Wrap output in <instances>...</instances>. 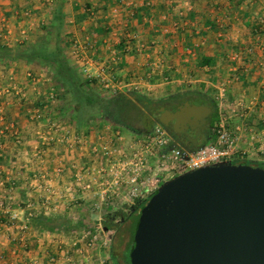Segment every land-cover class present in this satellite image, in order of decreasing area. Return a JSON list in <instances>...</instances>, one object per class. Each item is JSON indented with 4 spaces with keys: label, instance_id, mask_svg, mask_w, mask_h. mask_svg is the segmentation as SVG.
<instances>
[{
    "label": "rangeland",
    "instance_id": "1",
    "mask_svg": "<svg viewBox=\"0 0 264 264\" xmlns=\"http://www.w3.org/2000/svg\"><path fill=\"white\" fill-rule=\"evenodd\" d=\"M181 1L182 0H172L173 5L172 4L169 5L170 18L168 21H164V20H161L160 18H157V19H153L152 22L148 21L140 25L141 22H139V20L132 21L126 18V19H123L117 22L116 24H114V26L112 25L111 29H108L109 31L113 29L114 30L113 32L116 33V35L114 36H112L113 34H111V37H112L111 39H116L117 37H122L126 39V37L124 36L125 33L128 32L131 34V38H129V40L127 39L129 43L126 42L129 45L128 46L129 48L123 51V53L125 54L127 53L136 54L137 55L136 57H138V55L142 53L138 50L136 51L135 48L133 50L132 47L134 44H133V41H130L131 39L137 41L138 37L134 38V35L137 33L140 27L142 30L150 31V33L152 32L154 34V39H157L156 40L157 44L162 45L163 49L160 52H158V55L156 56L155 59L150 60V61L156 60L155 64H152L149 68H146L141 65L142 66L141 69L136 68L132 70L129 73V76H128L129 79H126L125 77L124 83L119 88H117L115 92L107 88H102V91L105 94L107 93L109 95L124 94V95H127L130 99H134V96H132L131 93H133L134 91H137V93L144 95V97L147 99L158 100L160 98H163L169 95H171L170 97L173 98L176 96L173 94H178V93H183V92L187 93V91L201 89V88L204 89V81L208 80L207 82L208 84L207 86H205V89L207 88L210 97L215 99L218 102V106L220 110V117H221V114L227 115L228 117L230 116V113H231V108H230L231 106H229L231 105L230 102L234 100L233 95H232L233 91L231 92V90H233V88L236 89L238 86L235 85L232 87L233 82L231 81L225 82V86L227 87V90L229 91L228 92L229 95H228L227 101L221 104V102L217 99V93H216V90H217L216 85L218 86L216 77L221 76V73H219L220 75L215 74V73L207 75L206 73H204V69L200 70L198 66L196 65L197 53L204 46L203 45L204 35H202L201 32L199 34L194 35L192 42H191L193 46L187 47V43L189 41L187 37H188V33H190L189 31L191 30V28L187 26L185 23L183 24L184 20L179 21L174 18L175 13L179 12L180 9H182L181 7H178V5L182 6ZM73 10H76V9H73ZM147 18L150 19L149 17ZM70 19L67 18L66 27L67 29L71 30V33L73 35L75 32L77 36L76 35L73 36L72 34H69L68 32V35H71L73 37L68 38V43L66 46L65 53L67 54V56L71 58V60L73 59V62L76 61L78 63L79 61L75 59L73 50L71 49L72 48L71 43L76 38L80 39V36L82 37V34H81L82 32L80 31L78 26L77 28H74L76 23H78V18H76L75 21L70 20ZM25 20H26L25 18L20 17L18 21L19 22L21 21V27L17 26L18 21H16L14 30L12 29V27L10 28L11 36L9 37V42H8L9 44H6L10 48L16 45V42H15L16 38H20L21 35H23L21 33H22V29H25V25H24ZM175 20L177 22L179 21L178 23L183 24L182 26H179L181 28L180 31L176 30V27H177L176 24L173 26V30L175 31L171 30L172 27L170 28V26L173 25V22H175ZM11 24H14V23H10V25ZM183 27H185L186 29H182ZM1 31L2 30H0V33ZM197 31L203 32V30L200 29L199 27H196L195 32ZM108 35L109 34H107L106 36ZM1 38L3 39V37ZM147 39L149 40V38ZM146 47L148 49H151L148 46H144L143 48L145 49ZM187 48L191 49V51L187 50ZM147 52L148 51H146L145 53ZM104 54L105 53H102V51L100 50L99 54L96 53L94 56L100 57L102 58V60H106L105 58H103ZM16 65L17 64H14L15 71H11L13 67H8L7 64L5 65L3 63V66H2L3 68H0L1 69L0 70V73H1L0 74L1 76L0 91L6 88L8 89L13 88V91L16 92V90L20 89L24 93L26 92L27 95H30L29 97H32L31 99H33V101L32 102L22 101V99L20 98L21 97L20 95L22 92L19 93V95H16L15 92H11L10 94L6 93V94L0 95L2 97H5L6 102L4 106L7 107V109H11V110H8L10 115H11L12 109L14 110V108H18V107L21 109L22 107L27 106L28 111L39 107L41 111H43L45 116H48L49 107L44 105V103L46 104L48 102L44 100L45 102H43V105H38V106L36 105L37 100L40 99L39 98L40 96L37 95V93L36 95L39 97L34 95V93L31 94L30 91L32 90L30 88V85H28V83L31 81H30V77L27 74V71L25 70V68H23V74H22L23 76L20 77V75H17L20 69L16 68L18 67V65L17 66ZM112 65L114 64L112 63ZM152 66H154V68H152ZM111 67L112 66H110V70L112 72L114 70H112ZM10 71L14 72L13 75L10 74ZM39 75L41 76V82L38 83L36 81L35 84L31 83V85L36 86L39 84L41 87L39 88V90L46 93L47 89L50 87V84L52 85L53 83L52 79L50 78V76L46 74L43 75L42 72ZM42 75H43V78L46 79L47 77L48 79L47 80L43 79L42 81ZM133 76H136V77H133ZM121 77L122 76H120V78H117V79L120 80ZM205 77L207 78L205 79ZM133 80L135 81V83H132ZM238 92L239 91H236L237 94ZM45 95H43L42 97L46 99ZM179 96H181V98L184 97L182 95H179ZM201 100L202 99L198 97L192 96L191 98V101L194 103H202ZM136 103L142 109V112L139 114H135V116H133L132 111L128 112L129 114L128 117H131V118H128L129 122H130V119L136 118V119L143 120V118L147 116L145 111L148 110V106L146 107L138 101H136ZM133 112L138 113L140 112V110H138L135 107L133 109ZM256 117H258L256 119H260V116H256ZM27 119L29 122H31L30 124L33 127L30 128L29 134H24V132H22L21 142L16 143L17 147L15 150V154L13 155V157L10 156L12 157V159L9 161L10 164L14 165V167L12 168L14 169V173L12 172L10 175H7V177H5L8 179L7 181H13L12 188L10 189L9 185L6 184L5 187H2V189H0V200H3L5 202L6 207L10 208L11 210H17V212L19 213L17 221L12 223L9 217V213L2 210L3 211L2 213L5 214L4 222L2 224L5 227H7V229L5 231H2L0 229L2 231L1 232L2 234L0 236V245L2 247L0 250H3V248L6 249L5 247L7 243L5 244V242H3L4 240L3 233H5L6 237L7 236L10 237L8 241L12 242L11 245L13 246V248H10V251H14L12 256L11 257L9 256L8 260L6 261L7 264H31L32 259L36 260L38 262L37 264H42V255L40 256L41 258H38V259L33 257L35 255L34 246L36 245V243L39 242L37 240L38 238L42 239V233L39 232L37 229H35L31 225V217L34 213L44 211L42 210L44 209V203H45V206L47 207V210H46L47 214H59V215L66 214L73 219L74 223L77 222L78 220L82 221V226L77 227L70 232H58L60 234L59 238L63 240L64 246H65L63 247V250H62L63 255H64V250H65L67 251L65 255L67 256L69 255L71 259H74V261H76L77 259H79L80 261V259H82L80 261L81 264H101L100 261L104 257H106L108 261L110 260V253H111V250L113 249V251L115 252L117 256L119 263L124 264V260H123L124 245L120 244V240L123 234L125 237V241L129 240L130 232L128 231L129 230L128 228L133 227L139 210L138 212L136 210H133L135 212L132 214L131 205L133 203H136V201L132 199L130 200L122 199L120 201L119 200L113 201L112 199H111L112 201L107 200V205H108L107 210L100 211V210L93 209L96 204L97 205L99 204L98 195L96 194L98 187L96 185L95 180L99 178V175H101L100 173V166H102L101 163L105 162L106 160V157L103 155L102 152H100V150L94 151V146H96L99 149L100 146L103 145L104 142L107 141L108 136L106 135V131L101 130L103 125L105 124L110 125V126H114V125L117 126L119 130L121 131V133H123V136H124L123 141L126 140V144H128L129 142L127 141V136H126L127 134L129 135H133V134L143 135V134L137 133L136 131L130 129L127 126L117 124L115 123V121L105 122L100 125H98L97 122H94L95 125L90 126L88 130H85L86 131L85 134L87 136L86 144L88 146L84 148L86 155L84 157V160H81V164H80L81 166H83V169L80 171V174L84 173V175H82L83 178L80 179V182L87 183L90 185V187L87 188V190L80 188V192L79 193L77 192L78 195H73L69 193V195H67L68 198L64 200V202L66 201V203H68V206H65V208L62 209L60 207L62 206V203L64 202H61V203L59 202L58 204H60V206H58L57 202L61 198L60 194L58 193V189L61 190L60 186H62L63 182L61 181V179H57L59 180L57 181L56 177H53L52 180L50 181V177H48V173H52L54 171V168L53 170L50 169V164H47V169L45 171L47 172V175L44 171L42 172V169H43L42 160L45 159V156H48V159H49L48 161H50V159L52 160L51 154L54 153V149H58L57 141L55 140V133L48 136L49 138H47L45 144H43L42 136L40 137L41 134H39L38 131L42 133L43 128L44 130H46V125H47L46 122H45V125L42 124V118L39 123H34V122L32 123V120H30L29 117H27ZM68 120H69V117H67V121ZM7 121L9 122L10 120H6V122ZM57 123H58V120H57ZM71 124L72 125H70V127H72V130L75 129V127H77V130L80 131V128H79L80 125L74 122ZM259 129L261 128L259 127ZM261 130H259L260 133H261ZM24 140L26 142L28 141V143L23 142ZM132 140H136V138ZM1 142L3 141L0 140V143ZM25 143L27 147L25 146ZM28 145H31V146H28ZM3 146L4 145H2V147ZM122 146L124 147V144ZM2 149H1V153H2ZM249 158L255 159V161H258L257 158H259V155L250 154ZM172 172L174 173L176 171H171V173ZM68 173L66 172V176L69 175ZM43 174H45V177L42 176ZM1 178L2 177H0V179ZM63 179L65 178L63 177ZM65 181L68 186L69 184H71L72 181H74V179L72 180V178H68V179H65ZM149 181L150 179L148 180V182ZM48 183L52 184V188L54 189L53 191L48 192L47 190ZM53 183L55 184V186L53 185ZM46 193H48L49 195H46ZM57 194L59 195L55 196ZM42 201H44L43 204H42ZM50 201L51 203H49ZM8 208H5V209H8ZM53 209L57 211H54ZM60 209L62 211H60ZM115 211L117 214L113 215ZM105 215H108V216L110 215L116 218L114 220V223L118 226V228H121V230L118 232H116L113 229L108 230L107 226H105L104 221H103L106 218ZM123 217L125 218V220L121 221ZM22 225H27L25 233H22V232L20 233V227ZM99 225H101V228H99ZM84 231H91L92 233L101 234L102 236L100 243L97 244L94 248L90 249L89 255L92 256V258H91V261H88V262L85 261L86 258H83V256L80 255L76 251V246L75 245L73 246L72 244L73 239H74L75 241L78 242L77 248H85L84 246L86 245V240L81 239V235L82 233H84ZM18 236L20 237L26 236V241H25L26 243L20 244L17 240H15V238ZM40 241L42 242V240ZM103 241H106V244H104ZM40 244H41L40 246H42V243ZM41 250H42V247H41ZM57 250H58V247H57ZM52 251H56V247L53 246Z\"/></svg>",
    "mask_w": 264,
    "mask_h": 264
},
{
    "label": "crops",
    "instance_id": "2",
    "mask_svg": "<svg viewBox=\"0 0 264 264\" xmlns=\"http://www.w3.org/2000/svg\"><path fill=\"white\" fill-rule=\"evenodd\" d=\"M57 1L58 0H0V30H2L0 33V39H2L1 37H3V35L5 34L4 32L9 30L11 27L14 30L16 24L15 22L18 21L20 17L26 19L24 21L25 23H23L25 25L26 30L30 29L29 32L31 31V34L29 37L31 39L36 33V31L43 26L42 25L40 27H37V25L41 23V19L48 20L52 17L54 4ZM146 1L147 0H122V2L119 0H67L66 18H71L70 20L75 21L76 18H79V15L81 13L86 12L85 19H78V23H76V25L74 26V28H77L78 26V28L82 32V35H85L84 33L88 32V29H92L98 19L106 20L107 26L108 24L110 25L109 29H111L112 25L114 26V24H116L120 20L126 18L132 21L139 20V22H141L140 25L148 21L152 22L153 19L157 18H160L164 21L169 20V5L172 4V0H152L153 6L150 8L146 7ZM239 1L240 2L236 3V0H182V6L178 5V7H181L182 9H180L179 12L175 13L176 16L174 15V18H178L177 20L179 21L184 20L183 23L188 24L189 26L193 25L194 27H199L204 31V50L209 47H212V45L214 47L216 45L212 43L214 42V40L217 42V47H215L216 51H218L217 64L216 70L213 72L215 74L221 73V76L216 77L218 83V86L216 85L217 96L219 94V88L221 87V85L224 84L225 86V82L231 81L233 82L232 87L235 85L238 86L236 89L233 88V90H231V92L233 91L232 95L234 98V100L230 102L232 104L230 107L231 109L235 107V103H237L238 100H242L245 103L253 101V106L255 107V110L251 112V114H246V116L240 117V115H234L231 112L230 118L232 117L233 120L231 119L230 122L232 126L231 129H233V131L239 137V147L242 149H248L250 154L259 155V158H257V160L261 161L264 160V0ZM160 5H163L164 8H161ZM85 6L91 8L92 12L88 13L85 10ZM133 8L137 9L136 11H134V13L132 10ZM114 9L118 10L117 15H114ZM27 12H29V15L27 14ZM190 12L196 13V17L194 20H192V18L190 17ZM147 17H149L150 19H148ZM33 20L37 21L36 26L32 25V23H34ZM207 20H210V22H206ZM176 22L177 21L175 20V22H173V25L170 26V28L172 27V31H175L173 30V26L176 24ZM10 23L14 24H11V26ZM179 25L182 26L183 24L179 23ZM17 26L21 27V21H18ZM68 30L69 34H72L71 30ZM113 31V29L110 31L108 30V36H102L97 33L96 36L99 38V41H102L100 50L105 53L103 56V58L106 59L105 61H107L110 66H112L111 68L114 70L113 74L115 76V79L120 78V76H122L121 79H117V81L124 83L125 77L126 79H129L128 76L132 70L136 68L141 69L142 66L149 68L152 64H155L156 60H150L156 58L158 52L163 49V46L157 44V39H154V34L152 32L150 33V31L142 30L140 27L137 33H134V38H138L137 41L131 40L134 44L132 48L133 50L135 48L136 51L138 50L142 52L140 55H138V57H136V54H122L119 50L115 49V46L118 44V41L115 39H111V34H113L112 36L115 35ZM94 33L91 32L93 36H95ZM199 33L200 31H197L195 32V35ZM75 35L76 33L74 32L73 36ZM73 36L68 35V38H71ZM147 38H149V40ZM144 46H148L151 49H148L147 47L144 49ZM187 50L191 51V49L188 48ZM113 51L117 53L116 57L113 55ZM146 51L148 52L145 53ZM97 53L99 54L98 49ZM112 63L114 65H112ZM14 64L13 62L7 64L8 67H13L11 71H15ZM17 65L18 67L16 68L20 69L17 75H20V77L23 76V68H25L26 71L32 70L33 72H35L36 75L40 74L41 72L44 75V72L40 70V68H38V65L31 64L28 69L25 65L22 66L19 63ZM2 66L3 63H0V68H3ZM152 68H154V66H152ZM11 71L10 74L13 75L14 72ZM204 73H206L207 75L212 74L208 66L204 67ZM206 78L207 77H205V79ZM207 82L208 80L204 81V93L206 92L207 94V96L205 95L207 99L204 100H208V96L210 97L207 88L205 89V86H207L208 84ZM132 83H135V81L133 80ZM28 85H30V88L32 90L30 91L31 94H33L34 86L31 85V82H29ZM37 88H41L39 84L37 85ZM236 91H239L238 94L236 93ZM228 92L229 91L227 90V99L229 95ZM0 100L4 101L5 97L0 96ZM8 110L11 109H7V107L4 106V114L0 115V127L4 121L13 120L16 123L18 129L20 130L21 134L22 132H24V134H29L30 128H32L33 126H31V122H29L27 119L29 115L27 111V106H24L21 109L19 107L14 108V110L12 109L11 115ZM239 111H243V109H239ZM49 116L50 115L48 114V117ZM256 116H260V119H256L258 118ZM45 122L46 121L44 119L42 124L45 125ZM64 122H66V124L68 123L69 125L71 124L67 120ZM237 125H241L239 130L236 129ZM252 127L256 131V135L254 137L255 139L251 142L252 132L250 128ZM259 127L262 130L259 129ZM75 129H77V127H75ZM258 129L261 130V133ZM42 130H44V128ZM126 136L127 141H131L134 138L144 136V134H127ZM23 142L26 141L24 140ZM26 143H28V141ZM0 144L4 145L2 149V159H0V177L5 178L12 172L14 173V169H12L14 165L10 164L9 161L15 154L17 145L12 138H7L5 141L3 140V142H1ZM174 145L179 146L175 143L174 140H171V143L168 147L165 148V150H167V148L169 149L171 147H174ZM57 147L58 149H54L55 154H51L52 160L50 159V161H48V156H45V159L42 160V172L46 171L47 164H50V169L53 170V168H55V166L59 164H64L66 166L72 165L74 162H77L79 165L81 160H84V158L82 159V157L79 156L75 151L68 150L64 143H57ZM251 151L254 153H252ZM248 159L250 158L248 157ZM154 160L155 159L152 158L150 160V163H153ZM180 173L181 172H170L164 176L161 182L173 178L174 176L179 175ZM63 177L65 179L71 178V174L67 176L64 175L60 178L56 177V180L61 179V181L66 184V181L65 179H63ZM53 185L55 186L54 183ZM77 191L78 193L80 192L79 190ZM78 193H74V195H78ZM46 195L49 194L46 193ZM58 195L59 194L55 196ZM67 195H69V193L67 192L61 195V198L58 200L57 204L59 202H64V200L68 198ZM43 203L44 201H42V204ZM49 203H51V201ZM58 206H60V204H58ZM65 206H68V203H66V201L62 203V206L60 208L64 209ZM44 207H46L45 203ZM53 210L57 211L55 209ZM60 211L62 210L60 209ZM2 212L3 211L0 209V229L2 231H5L7 227L2 224L4 222L5 214H3ZM1 230L0 236L2 234ZM3 237V242L7 244L5 247L6 249L3 248L4 251L0 250V264H7L6 261L8 260L9 256H12L14 251H10V248H13V246L11 245L12 242L8 241L10 237H6L5 233H3ZM37 240L39 242L36 243V245L34 246L35 255L33 257L38 259L41 258L40 256L42 255V264H50L47 260V256L45 255V248L47 247L48 240L50 239L42 235V239L38 238ZM40 240H42V242ZM40 243H42V246H40ZM1 247L2 246L0 245V249Z\"/></svg>",
    "mask_w": 264,
    "mask_h": 264
},
{
    "label": "built area",
    "instance_id": "3",
    "mask_svg": "<svg viewBox=\"0 0 264 264\" xmlns=\"http://www.w3.org/2000/svg\"><path fill=\"white\" fill-rule=\"evenodd\" d=\"M120 1L122 2V0ZM146 5L149 8L152 7L153 1L147 0ZM85 10L88 13L92 12V9L87 6H85ZM117 11V9H114V15L118 14ZM27 14L29 15V12H27ZM50 19H48L49 21L41 19V23L38 24L37 27L48 24ZM36 23L37 21L35 20L32 25L36 26ZM108 28H110L109 24ZM29 30H22L21 34L23 35H21L20 38H16V44L22 43L24 40L29 39L31 34V31L29 32ZM84 34L85 35H82L83 37L80 39L76 38L71 43V49L73 50L75 59L79 61L78 63L81 67L83 75L91 82H98L103 88L111 89L115 92L117 88H119L123 83L115 79L113 71L111 72L108 62L102 60L100 57L94 56L97 53V44L99 42V38L97 36H93L89 32ZM10 36L11 29L5 32L3 39H0V44H9L8 42ZM124 36L126 37V41L123 51L129 48V45L126 42H128L129 38H131V34L126 32ZM121 39L122 37H117L115 40H117V43H119ZM112 53L116 57L117 53L114 51ZM27 74L30 77L31 83L35 84L36 81L38 83L41 82V76L39 74L36 75L35 72H32L31 70L27 71ZM43 79L45 78H43L42 75V81ZM47 79L48 78L46 77L45 80ZM11 92H15L13 91V88H6L0 91V95L6 93L10 94ZM226 92L227 89L224 84L221 85L219 88V94L217 96V99L221 102V104L227 101ZM15 93L16 95L21 93L20 98L22 101H33V99H31L32 97H29L30 95H27L26 92L24 93L20 89L16 90ZM33 93H35V95L37 93V95L40 97L46 94V99L43 98V100L47 102L49 101L52 106L57 103V98L54 95V87L51 84L46 93L39 90L37 85L34 86ZM5 102V100H0V115L4 114L3 110ZM238 108L243 109V111H239ZM254 108L253 101L245 103L242 100H238L237 103H235V107L231 109V112L234 115H240L241 117L246 116V114H251V112L255 110ZM28 114V117L30 120H32V123H39L41 118L43 122L45 119L47 124L46 130H42V133L38 131V133L41 134L40 137L42 136L43 144H45L47 138H49L48 136L55 133V140L57 143H64L68 150L75 151L79 156L82 157V159L85 157L86 152L84 151V148L88 146L86 144L87 136L85 134V130H88L89 128L81 127L80 131L77 129L72 130V127H70L68 123L67 125L64 123V121H58L57 123V120L45 116L39 107L29 110ZM231 119L232 118H230V116L227 117V115L221 114L219 121L215 123L216 139L213 142L201 146L193 151L179 145L171 147L165 152V148L171 143V137L162 124H156L148 134L136 138V140H131L128 142V144H126V140L123 141V133H121L117 126L114 125V127L106 124L103 125L101 130L106 131L108 139L103 145L100 146L99 149L94 146V151L100 150V152H102L106 157V160L105 162L101 163V175H99V178L95 180L98 187L96 194L98 195L99 204H96L93 209L100 211L107 210V200H145L157 190L161 180L171 171L182 173L190 169L211 165L221 161L248 159L250 154L249 150L239 147V137L233 131V129H231ZM240 127L241 125H237L236 129L239 130ZM250 130L252 132V142L255 139L254 137L256 135V131L253 129V127L250 128ZM0 137L1 141H5L7 138H12L16 143H20L22 138L21 133L14 121H5L2 123L0 127ZM123 144L124 147L122 146ZM1 145L2 144H0V156H2L1 149L3 148ZM152 158L155 160L153 163H150ZM80 164L78 165L77 162H74L72 165H66L67 167L64 164H59L55 166L52 173H48V177H50L51 181L53 177L66 176V172L68 173L69 169L68 174H71V178L72 180L74 179V181H72L68 186L65 183L60 186L61 190L58 189L60 196L66 192L74 195V193L76 194L78 192L77 190L80 191V188L87 190V188L90 187L89 184L80 182V179L83 178L82 175H84V173L80 174V171L83 169V166ZM45 173L47 175V172ZM42 176L45 177V174ZM149 179L150 181L148 182ZM7 180V178L0 179V189L5 187L6 184L9 185L10 189L12 188L13 181ZM47 190L48 192L54 190L52 188V184L48 183ZM5 208H8L6 207L5 202L0 200V209L9 213L12 223L17 221L19 214L17 210ZM43 210L44 211L42 212L46 213L47 207H44ZM26 228L27 225H22L20 227V233H25ZM99 228H101V225H99ZM42 235L50 239L48 240L47 247L45 248V255L47 256V260L50 264H81L80 261L82 259H80V261L79 259L74 261V259H71L69 255H65L67 252L65 250L63 255L62 250L65 246L63 240L59 238L60 234L58 232H42ZM101 238V234L92 233L91 231H84V233L81 235V239L86 240V245L84 246L85 248H77L78 242L74 239L72 244L73 246H76V251L82 255L83 258H86L85 261L88 262L91 261L92 258V256L89 255L90 249L99 244ZM15 240H17L20 244H25L26 236H18L15 238ZM103 243L106 244V241H103ZM53 246L56 247L57 253L56 251H52ZM100 263L112 264V262L110 260L108 261L106 257H104ZM31 264H37V261L32 259Z\"/></svg>",
    "mask_w": 264,
    "mask_h": 264
},
{
    "label": "water",
    "instance_id": "4",
    "mask_svg": "<svg viewBox=\"0 0 264 264\" xmlns=\"http://www.w3.org/2000/svg\"><path fill=\"white\" fill-rule=\"evenodd\" d=\"M160 111L161 124L187 133L211 109L191 101ZM134 243L131 264H264V167L221 161L161 182Z\"/></svg>",
    "mask_w": 264,
    "mask_h": 264
},
{
    "label": "trees",
    "instance_id": "5",
    "mask_svg": "<svg viewBox=\"0 0 264 264\" xmlns=\"http://www.w3.org/2000/svg\"><path fill=\"white\" fill-rule=\"evenodd\" d=\"M120 1V0H119ZM240 2L236 0V3ZM66 5L67 0H58L54 4V9L52 11V17L50 22L46 25H43L39 28L36 33L33 35L31 39L24 40L22 43H17L14 47H9L3 43L0 44V63L9 64L19 63L22 66H26L27 69L31 64L38 65L40 70L44 72V74L50 76L52 79V85L54 87V95L57 98V103L55 105H51L50 102L44 103L45 106L49 107V117H52L54 120L58 121H66L67 117H69L68 122L77 123L80 127H87L95 125L94 122H97L98 125L105 122H114L123 126H127L130 129L136 131L140 134H148L151 130H139L137 129V120L139 119H129L128 112L132 111L133 116L135 114H139L142 112V109L136 103V101L142 103V105L147 106L145 100L147 98L137 91H134L132 96L134 99H130L127 95H109L105 94L102 91V86L98 82H91L87 79L82 71L80 65L76 61H72L69 56H67L66 46L68 43V29L66 27ZM88 5V4H87ZM89 6V5H88ZM146 7H148L146 5ZM161 8H164L163 5H160ZM144 9V8H143ZM133 13L136 11V8H133ZM146 10V9H145ZM35 12V11H34ZM86 12H83L79 15L78 19H85ZM190 17L192 20L195 19L196 13L190 12ZM178 19V18H177ZM183 21V20H181ZM206 22H210L207 20ZM184 24V23H183ZM189 26L188 24H186ZM176 30L180 31L179 23L176 22ZM191 28V34H188V46H193L192 39L195 35V29L193 25L189 26ZM108 26L106 24V20L98 19L95 23V26L92 29H88V32L94 33L96 36L100 34L102 36H106L108 34ZM182 29H186L183 27ZM204 35V31H200ZM125 39L123 38L116 46L115 49L119 50L123 54V49L125 47ZM214 45H217V42L214 40L212 42ZM102 45V41L100 40L97 44V49L100 51V46ZM212 47L204 50V46L197 53V63L196 65L200 70H203L205 66L209 67V70L213 73L216 70L217 64V56L218 51H216L215 47ZM102 53H104L102 51ZM190 95L193 97H198L202 99H207L206 92L204 93V89H195L191 91H187V93H178L173 95ZM208 100H210L214 105V122L219 121L220 118V110L218 106V102L215 99H211L208 96ZM43 97H40L37 100L36 105H43ZM48 104V105H47ZM35 105V106H36ZM140 110V112H133L134 108ZM118 112L122 113L120 115ZM119 117H117V114ZM131 115V114H130ZM128 119V120H127ZM136 120V121H135ZM71 125V124H70ZM102 126V125H101ZM79 127V128H80ZM216 139V134L207 141V143L213 142ZM186 147V146H184ZM188 147V146H187ZM197 148H193L196 150ZM3 154V152H2ZM2 159V157H0ZM233 163H249L254 166L264 167V160L255 161L252 159H242V160H233ZM156 192V191H155ZM150 196L145 200L136 199V203L131 205L132 214L136 210L138 215L136 217L135 223L133 227H129L128 231L130 232L129 240L125 241L124 234L121 237L120 244L124 245V253L123 259L127 264H131L130 262V252L134 247V233L135 227L139 220V215L142 206L147 202ZM116 211L113 215H116ZM106 218L103 220L105 226H107L108 230L113 229L116 232L120 231L121 228L114 223L116 218L112 216L105 215ZM125 218H122L124 221ZM31 225L37 229L39 232H70L77 227L82 226V221L78 220L77 222H73V219L66 214H47L45 212L34 213L31 217ZM122 232V231H121ZM125 232V230H124ZM129 263H128V261ZM110 260L112 264H119L117 256L113 249L110 253Z\"/></svg>",
    "mask_w": 264,
    "mask_h": 264
},
{
    "label": "flooded vegetation",
    "instance_id": "6",
    "mask_svg": "<svg viewBox=\"0 0 264 264\" xmlns=\"http://www.w3.org/2000/svg\"><path fill=\"white\" fill-rule=\"evenodd\" d=\"M182 95L184 97L181 98ZM175 97L171 98L169 96H165L163 98H160L158 100L154 99H146V105L148 106V110L146 112V117L142 119L137 120V129L143 131V130H152L153 127L156 124H161L158 114L161 113L160 109L161 107H165V109H177L178 107L184 105L186 102H191L192 96L190 95H183L179 94ZM198 105H206L210 107L211 111L205 116L204 122L202 123V126L200 127L199 131L194 130L191 128H188V132H175L173 129V125L170 122L168 127H165L167 132L169 133L171 140H174L176 144L181 146H192L193 148H199L203 144H206L207 141L214 135L215 133V123H213L214 120V105L211 101L204 100L202 103H196ZM146 106V107H147ZM117 114V113H116ZM120 115V118L122 116V113L118 112ZM116 115L119 117V115ZM122 221V219H121ZM124 260V259H123ZM120 264V263H119ZM124 264H127L124 261Z\"/></svg>",
    "mask_w": 264,
    "mask_h": 264
}]
</instances>
